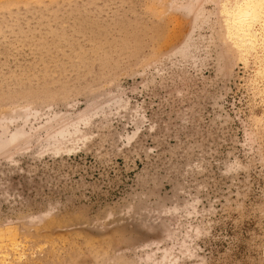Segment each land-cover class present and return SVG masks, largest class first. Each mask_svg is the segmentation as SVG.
<instances>
[{
    "label": "rangeland",
    "instance_id": "1",
    "mask_svg": "<svg viewBox=\"0 0 264 264\" xmlns=\"http://www.w3.org/2000/svg\"><path fill=\"white\" fill-rule=\"evenodd\" d=\"M230 1L0 0V264H264V37Z\"/></svg>",
    "mask_w": 264,
    "mask_h": 264
},
{
    "label": "bare ground",
    "instance_id": "2",
    "mask_svg": "<svg viewBox=\"0 0 264 264\" xmlns=\"http://www.w3.org/2000/svg\"><path fill=\"white\" fill-rule=\"evenodd\" d=\"M230 3L232 4V7L227 12L230 14L229 21L230 26L233 29L231 35H233L234 39L237 41L238 46L244 48L247 47L248 49L254 48L257 41L264 37V0H231ZM74 123L75 120H72L71 123L60 125L51 136L55 138L56 136L64 135L68 131V128ZM0 134H5L2 132V129H0ZM25 134L26 133L23 130L17 129L13 134L11 133V135L8 136L5 135V138L0 142V150L6 147L9 143L18 141V139ZM12 233L13 232L10 231V235H12ZM13 237L14 236H11L10 238ZM3 241L4 240L2 239L1 242ZM17 242L16 238H13L4 244V258L13 254L15 255V253L22 250ZM4 258L2 257V259Z\"/></svg>",
    "mask_w": 264,
    "mask_h": 264
}]
</instances>
